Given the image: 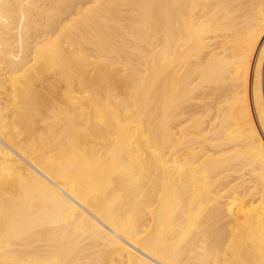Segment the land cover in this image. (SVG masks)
I'll return each instance as SVG.
<instances>
[{
  "label": "bare ground",
  "instance_id": "1",
  "mask_svg": "<svg viewBox=\"0 0 264 264\" xmlns=\"http://www.w3.org/2000/svg\"><path fill=\"white\" fill-rule=\"evenodd\" d=\"M224 252L264 264V0H0V264Z\"/></svg>",
  "mask_w": 264,
  "mask_h": 264
},
{
  "label": "rangeland",
  "instance_id": "2",
  "mask_svg": "<svg viewBox=\"0 0 264 264\" xmlns=\"http://www.w3.org/2000/svg\"><path fill=\"white\" fill-rule=\"evenodd\" d=\"M115 19V18H114ZM113 19V21H112V24L116 27V26H118V25H120L121 23H122V20L121 19H119V18H116V20H114ZM121 21V22H120ZM154 23V24H153ZM138 25H140V24H138ZM153 25V26H152ZM155 26H157V21H156V24H155V22L154 21H150L149 22V24H146V25H143L141 28H139V26L137 27V29H135V28H132V31L133 32H135V31H138V29H139V31H141V32H146L149 36H148V42H147V47L145 48V46L146 45H144V49L146 50V49H148L147 51H148V53L150 54V53H152L153 51H151V50H153V49H155L154 48V44H155V40H156V38H157V36L156 35H158L156 32V28H155ZM133 29H135V30H133ZM131 31V29H130V32H132ZM156 37V38H155ZM153 39V40H152ZM149 44V45H148ZM154 45V46H153ZM150 46V47H149ZM151 48V49H150ZM148 54V56L151 58V57H154L155 56V54H154V56H153V54H151V55H149ZM149 57H148V59H149ZM151 61H149L150 62V66L148 65V64H146L147 66H149V68L148 69H146V72H144V74H143V77H146L147 76V78H152L153 76H154V74H155V69H154V65H155V63H154V61H155V58L153 59V58H151L150 59ZM146 65H144V66H146ZM153 67V68H152ZM148 70V71H147ZM148 72H150V73H148ZM146 73V74H145ZM150 75V76H149ZM252 195V194H251ZM263 195V193H262V191L260 192H258V193H256L255 195H252V197H254L255 199H259L260 198V196H262ZM248 197H250V195L248 196ZM253 198V199H254ZM244 255H242L241 254V252L240 253H238V256H237V258H236V264H249V262H250V260H249V257L248 256H245V258L243 257ZM222 261L220 262V264H223L222 262H226V259L224 260V258L226 257V258H230V255H228V254H226V252H224V254L222 255ZM182 258H185V259H187V260H189V261H191V259H192V257L190 256V252L189 253H184V255H182ZM246 259V260H244V259ZM116 263V262H115Z\"/></svg>",
  "mask_w": 264,
  "mask_h": 264
}]
</instances>
